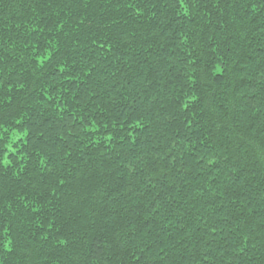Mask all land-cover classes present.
Masks as SVG:
<instances>
[{
  "label": "trees",
  "instance_id": "obj_1",
  "mask_svg": "<svg viewBox=\"0 0 264 264\" xmlns=\"http://www.w3.org/2000/svg\"><path fill=\"white\" fill-rule=\"evenodd\" d=\"M0 264H264V0H0Z\"/></svg>",
  "mask_w": 264,
  "mask_h": 264
}]
</instances>
